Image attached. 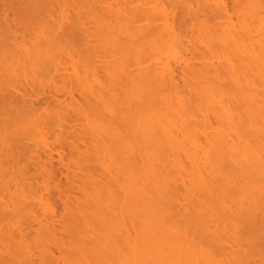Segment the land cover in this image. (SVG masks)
<instances>
[{
  "label": "bare ground",
  "instance_id": "1",
  "mask_svg": "<svg viewBox=\"0 0 264 264\" xmlns=\"http://www.w3.org/2000/svg\"><path fill=\"white\" fill-rule=\"evenodd\" d=\"M23 1L44 15L0 33V264H264V0Z\"/></svg>",
  "mask_w": 264,
  "mask_h": 264
},
{
  "label": "rangeland",
  "instance_id": "2",
  "mask_svg": "<svg viewBox=\"0 0 264 264\" xmlns=\"http://www.w3.org/2000/svg\"><path fill=\"white\" fill-rule=\"evenodd\" d=\"M9 1H11V3H12V0H9ZM21 1H23V0H21ZM14 2H16L18 6H16V4H15ZM6 3L9 4L10 2H8V0H0V33H1V34H7V33H8L7 36L10 35L11 43H12L13 41H16V42L18 43L17 40L22 41V40H25V39H26V37H25V35L27 34V33H26V30L28 29L29 31H31V29H33V27L37 24V23L33 24V22H34L35 20H37V18H39V17H41V16L44 15V14H43V10H41L42 13H41V11L39 12V10H38V11L35 10L37 13H36L35 11H34V12H31V11H33V10H30V12L33 13V15H34V17H32L33 15L31 16L32 20H30V19H28V18L30 17V16L28 15V14L30 13V12L28 11V10H29V7H28V10L22 8V6L26 4V2H25V3H24V1L21 2L22 4L24 3V4L21 6V4H20V0H19V4H18V1H17V0H16V1L13 0V4H11V7L13 8L14 6H16V7H15L16 9L14 8V9H15L14 14L12 13V11H13L14 9L12 10L11 7H10V8H11V13L9 14L10 11L8 10V7H7ZM26 5H27V4H26ZM19 6L22 8V11H21V9H20ZM23 7H24V6H23ZM10 8H9V9H10ZM18 8L20 9V10H19L20 12L18 11ZM24 8H25V7H24ZM23 11H25V12H23ZM18 12H19V15H18ZM26 12H27L28 14H27ZM15 13H16V16H15ZM24 13H26V15H25ZM31 13H30V14H31ZM34 13H35V14H34ZM40 13H41V14H40ZM44 13H45V15L48 14L47 11L44 12ZM53 13L56 14V12H53ZM53 13H51V14H53ZM7 14H8V15H7ZM12 14H13V15H12ZM42 14H43V15H42ZM54 14H53L52 16H55ZM36 15H37V16H36ZM6 16H9V17H6ZM14 16H15V17H14ZM21 16H23V17H22L23 19L21 18ZM26 16H27L28 18H27ZM25 17H26L27 19H26ZM5 18H6V19H5ZM8 18H9V19H8ZM24 18H25V19H24ZM34 18H36V19L34 20ZM4 20H5V21H4ZM6 20H7V21H6ZM8 20H9V21H8ZM26 20H27V21H26ZM28 20H29V21H28ZM33 20H34V21H33ZM13 21H14L15 23H14ZM3 22H4V23H3ZM12 22H13V23H12ZM18 22H20V25L18 24ZM29 22H30V23H29ZM31 22H32V23H31ZM35 22H37V21H35ZM8 23H10V25H12L11 28H10V25H9ZM11 23H12V24H11ZM28 23H29V24H28ZM5 24H6V25H5ZM17 24H18V27H17ZM24 24H25L26 27H28V26H30V24H32L33 27L30 26V28H27V29H26V27L24 26ZM6 26H7V27H6ZM8 26H9V27H8ZM13 26H14L15 28H14ZM12 27H13V28H12ZM22 27H23V28H22ZM16 28L18 29V31H17ZM20 28H21V29H20ZM89 28H90V27H89ZM6 29L8 30L7 32H5ZM10 29H11V32H16V31L19 32L20 34H17V32H16L15 35H16V36H17V35H18V36L20 35V36H19V37H18V36L15 37V38H16V39H15V38H14L15 35H14L13 33H12L13 35H11V33L9 34V32H10L9 30H10ZM15 29H16V30H15ZM24 29H25V30H24ZM28 30H27V31H28ZM92 30H93V29H92ZM92 30H91V31H92ZM5 36H6V35H5ZM11 36H12V38H11ZM26 36H27V35H26ZM23 37H24V38H23ZM22 38H23V39H22ZM20 43H21V42H20ZM47 93H48V94H47ZM47 93L45 92V94H42V95H46L45 97L43 96V100H44V102H42L43 100H42V97H41V96L39 97V99H41V100H39L38 97H36V98L39 100L38 102L40 103V105H39L38 103H36V102H37V101H36L37 99L34 100V101H35L34 104H35V106H36L37 108L42 107L41 105L47 104L49 101H50L49 103L52 102L51 100H48V99H52V98H50V94H49V92H47ZM40 95H41V93H40ZM48 95H49V96H48ZM60 98L63 99L62 97H60ZM33 99H35V98H33ZM46 99H47V100H46ZM41 102H42V104H41ZM46 102H47V103H46ZM43 103H44V104H43ZM37 104H38L39 106H37ZM44 106H45V105H44ZM44 106H43V107H44ZM3 116H4V115H3ZM72 122H74V121H72ZM79 122H80V121H79ZM79 122H76V121H75V124H76V125H77V123L80 124ZM75 124H74V125H75ZM72 125H73V124H72ZM75 128H76V127H75ZM77 128H78V131L81 130V128H79V127H77ZM79 129H80V130H79ZM82 136H83V135H82ZM85 138H88V137H85ZM86 141H87V140H86ZM64 143L67 144V145H69L68 142H66V141H65ZM66 147H67V146H66ZM66 147H65V148H66ZM67 148H68V147H67ZM67 148H66V149H67ZM66 149H65V150H66ZM68 151H69V150H67V152H68ZM9 159H11V157H10ZM10 161H11V160H10ZM10 161H9V162H10ZM14 161H15V163H16V160L11 161L10 163H12V162H14ZM52 161H53L52 165H53L54 168L51 166V167H52V168H51V169H52L51 171H53V173H54V175H55V176H53V174H52V178H54V180L57 181V180L59 179V178L57 179V173H58V175L61 173V176H58V177H60V179H59L57 182H58V184H60V186H61V185L63 186L66 182L69 181V180H67V181L65 182V180H64V177H66V173L64 174V172H66V171L63 172V167H64V166H62V165L59 163L57 157L55 158V156H54V159H53ZM54 163H55V164H54ZM12 164H13V163H12ZM32 164H33V163H32ZM4 165H7V164H4ZM37 165H38V164L33 165V166L36 168ZM29 166H31V163H30ZM33 166L29 167L30 172L32 171V173H29V174H33V172H35V170H33V169H34ZM49 169H50V168H49ZM64 169H65V168H64ZM36 172H37V171H36ZM62 172H63V175H62ZM38 173H40V172L38 171ZM38 173H36L34 179L36 180V182L38 181V182L40 183V182H42L43 180H45V179H43V178L41 177L42 175H44V173L41 174V176H40V174H38ZM51 173H52V172H51ZM34 174H35V173H34ZM34 174H33V176H34ZM63 176H64V177H63ZM37 177H38V178H37ZM40 177H41V178H40ZM52 178H50V179H51L52 181H54ZM38 179H39L40 181H39ZM42 179H43V180H42ZM47 180H48V179H47ZM60 180H61V181H60ZM59 181H60V183H59ZM38 182H37V183H38ZM57 182H56V183H57ZM53 183H55V181H54ZM40 184H41V183H40ZM53 192H55V191H53ZM53 195H54V198H55V203H56V206H57V210H58V211H61V209H62V202L59 201V200L61 199V197H60V196L58 197V195H56V193H54ZM58 198H59V199H58ZM55 220H57V219H55ZM32 230L34 231V229H32ZM32 230H31V232H30L31 234H30V236H29L30 239H32V238L35 236V235H34L35 232H33ZM32 235H33V237H32ZM31 237H32V238H31ZM55 250H56V249H55ZM54 252H55V251H54ZM56 254H57V253L55 252V255H56ZM57 255H58V254H57Z\"/></svg>",
  "mask_w": 264,
  "mask_h": 264
}]
</instances>
